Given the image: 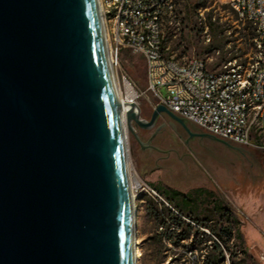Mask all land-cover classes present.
<instances>
[{"label": "water", "instance_id": "95a60500", "mask_svg": "<svg viewBox=\"0 0 264 264\" xmlns=\"http://www.w3.org/2000/svg\"><path fill=\"white\" fill-rule=\"evenodd\" d=\"M96 0H0V264H134L121 110ZM135 103L127 131L148 130Z\"/></svg>", "mask_w": 264, "mask_h": 264}, {"label": "rangeland", "instance_id": "374dc122", "mask_svg": "<svg viewBox=\"0 0 264 264\" xmlns=\"http://www.w3.org/2000/svg\"><path fill=\"white\" fill-rule=\"evenodd\" d=\"M229 1L177 0L174 17L162 29L165 53L178 60L201 59L212 70L223 65L219 52L237 57V63L252 56L254 29L236 16ZM202 3L205 8L192 12ZM119 61L121 69L113 72V78L120 97L127 98L125 85L130 86L141 119L149 121L154 100L144 93V61L125 50ZM161 95L166 96L164 90ZM134 132L144 147L127 133L130 176L150 186L166 203L144 192H132L138 251L135 264H202L207 257L215 256L209 239L220 243L211 230L224 228L229 229L231 237L226 238L223 248V264H264V152L243 149L246 153L242 155L207 138L190 139L180 125L166 117L148 130L135 128ZM160 139L166 140L161 146L157 145ZM168 192L196 199L191 215L199 225L185 219L193 224L195 232L177 247L168 242L163 233L166 228L155 226L147 210L157 202L172 209L164 197ZM215 203L224 209L222 213L215 211Z\"/></svg>", "mask_w": 264, "mask_h": 264}, {"label": "built area", "instance_id": "2783aa9c", "mask_svg": "<svg viewBox=\"0 0 264 264\" xmlns=\"http://www.w3.org/2000/svg\"><path fill=\"white\" fill-rule=\"evenodd\" d=\"M97 3L112 76L121 69L122 51L140 56L147 84L144 93L153 98V109L161 105L200 133L264 152V0L229 1L236 16L253 27L255 51L244 62L233 59L217 70L201 59L178 60L165 53L162 29L174 17L177 0ZM138 182L132 192L163 202L154 189Z\"/></svg>", "mask_w": 264, "mask_h": 264}, {"label": "trees", "instance_id": "16d2710c", "mask_svg": "<svg viewBox=\"0 0 264 264\" xmlns=\"http://www.w3.org/2000/svg\"><path fill=\"white\" fill-rule=\"evenodd\" d=\"M203 8H205V3L199 4L194 7L192 9V12ZM188 12L190 13V10H188ZM210 20L211 19L209 18L208 25L210 28H212V26L214 25L210 23ZM243 38L246 42L249 41L247 35H243ZM253 39L254 38L251 39V42H253ZM251 45L253 46V43ZM212 50L217 49L212 48ZM227 54L228 53L219 52L218 59L222 63H226L230 60L237 58L235 56L227 57ZM164 197L166 199L165 201L167 202V204H169L172 209H169L164 204L157 202V204L152 203V206L149 207L147 210L150 216L152 217V220L155 222V226L161 230H163V228H166L163 233L166 234L168 242L172 246L177 247L181 242L188 240L192 233L195 232V229L192 227V225L186 222L185 219L191 221L194 224L199 225V220L191 215L194 210L193 206L196 203V199L189 198L188 196H182L178 192L165 193ZM215 204V211L217 213H222L224 209H222L221 205L219 203ZM167 222H169L168 225H170V227L167 226ZM211 233L213 234V236L215 235V237L217 238V240H219L220 243L209 239V241L211 242L210 248L214 251L215 256L213 258L207 257L203 260L202 264H223V248L227 244L226 238L231 237V232H229V229L224 228L219 232H217L216 230H211Z\"/></svg>", "mask_w": 264, "mask_h": 264}, {"label": "bare ground", "instance_id": "6f19581e", "mask_svg": "<svg viewBox=\"0 0 264 264\" xmlns=\"http://www.w3.org/2000/svg\"><path fill=\"white\" fill-rule=\"evenodd\" d=\"M98 2V0H96ZM98 5V3H97ZM98 9H99V5H98ZM107 47V46H106ZM107 57H108V61L110 62L109 56H108V50H107ZM114 81V88H115V94L117 99L123 104L122 110H121V121H122V132H123V143H124V149H125V156H126V163H127V174H128V185H129V191H130V196H131V202L133 201V194H132V190L134 188L138 187L139 182L137 181L136 178H131L130 176V165H129V158H128V141H127V126H126V120H125V114L126 112L129 110V105L131 103H135L133 102V100L135 99L136 95L133 92V90L130 88V86H128L127 84L125 85V90H126V94H127V98L124 100L120 97L118 88H117V84L115 83V80L113 78ZM132 206V215H133V242H134V264L136 263V259L138 257V251H137V247H136V220H135V211L133 208V204H131Z\"/></svg>", "mask_w": 264, "mask_h": 264}, {"label": "flooded vegetation", "instance_id": "af4514ba", "mask_svg": "<svg viewBox=\"0 0 264 264\" xmlns=\"http://www.w3.org/2000/svg\"><path fill=\"white\" fill-rule=\"evenodd\" d=\"M187 127H188L189 129H193L195 133H199V132H196L195 129L192 128L191 125H189V126H187ZM161 141H162V142H165L166 140H165V139H163V140L160 139V142L157 143V145L161 146V145H162V142H161ZM233 146H234V145H233ZM235 152L240 153V154H242V155H244V154L246 153L242 148H240V151H235Z\"/></svg>", "mask_w": 264, "mask_h": 264}, {"label": "crops", "instance_id": "0c3cea01", "mask_svg": "<svg viewBox=\"0 0 264 264\" xmlns=\"http://www.w3.org/2000/svg\"><path fill=\"white\" fill-rule=\"evenodd\" d=\"M192 128H194L196 132H199L195 127L192 126ZM199 133H200V132H199Z\"/></svg>", "mask_w": 264, "mask_h": 264}]
</instances>
